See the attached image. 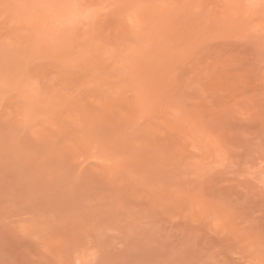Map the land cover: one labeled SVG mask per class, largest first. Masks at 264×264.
<instances>
[{"label": "rangeland", "instance_id": "1", "mask_svg": "<svg viewBox=\"0 0 264 264\" xmlns=\"http://www.w3.org/2000/svg\"><path fill=\"white\" fill-rule=\"evenodd\" d=\"M0 264H264V0H0Z\"/></svg>", "mask_w": 264, "mask_h": 264}]
</instances>
